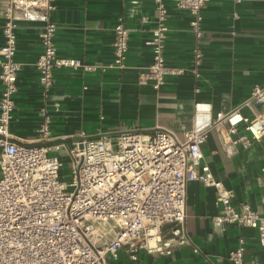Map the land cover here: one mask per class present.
<instances>
[{
	"label": "built area",
	"instance_id": "built-area-1",
	"mask_svg": "<svg viewBox=\"0 0 264 264\" xmlns=\"http://www.w3.org/2000/svg\"><path fill=\"white\" fill-rule=\"evenodd\" d=\"M153 1L158 12L153 61L141 79L159 89L167 75H181L186 69L198 78L203 58L198 43L189 66L167 63L168 7L166 0ZM172 1L189 11L190 30L198 40L203 32L202 7L209 0ZM20 7L37 8L47 16L56 4L55 0H4L3 4L0 134L5 138L0 137V264H107L109 256L119 258L121 248L131 259H137L141 251L170 255L184 245L200 252L186 228L187 188L192 180L215 188L216 203L221 206L213 217L215 223L257 227L264 241V213L248 201L234 202L233 189L203 162L202 151L211 129L225 137L237 132L243 123L253 139L264 136V84L254 85L249 97L227 111L214 113L211 103L196 101L193 125L182 137L165 128H128L116 134L81 131L80 139L67 148L72 170L71 181L66 182L60 179L62 160L49 153L52 146H25L7 139L22 68L15 59L16 10ZM57 28L54 21L46 19L41 33L43 52L36 65L43 95L54 85L57 68L87 72L125 66L130 33L123 15L117 17L113 27L114 59L108 64L58 56ZM244 106L259 109L250 117L242 112ZM40 114L37 141L50 140L51 117L45 107ZM231 141L242 142L245 147L251 143L246 136ZM246 248V239L239 238L228 258L241 263Z\"/></svg>",
	"mask_w": 264,
	"mask_h": 264
},
{
	"label": "crops",
	"instance_id": "crops-1",
	"mask_svg": "<svg viewBox=\"0 0 264 264\" xmlns=\"http://www.w3.org/2000/svg\"><path fill=\"white\" fill-rule=\"evenodd\" d=\"M3 4L0 0V47L4 41ZM55 4L47 16L33 7L16 10L15 59L22 68L16 81L9 137L18 142L37 141L42 107L51 117L50 140L75 139L81 131L116 134L128 128H165L182 137L193 125L196 101L211 103L214 113L227 111L249 97L254 85L264 84V0H209L202 7L203 32L198 40L190 30L189 11L166 0L170 28L165 40L167 63L189 66L196 43L203 58L198 78L186 69L181 75H167L159 89L141 79L153 61L158 15L153 0H55ZM119 15L130 33L125 66L87 72L57 68L54 85L43 95L36 62L43 52L41 33L46 19L58 26V56L108 64L114 59L113 27ZM3 88L0 78V98ZM256 109L259 107L244 106L242 112L253 117ZM243 136L251 139L248 147L231 141ZM71 142L56 144L58 148L50 145L49 153L63 160ZM202 151L203 162L233 189V201H248L264 213V136L253 139L243 123L237 132L225 137L211 129ZM220 208L215 188L192 180L187 188L186 228L200 252L184 245L170 255L141 251L137 259H131L121 248L119 258L109 256L107 264H235L228 253L241 237L246 239L247 248L239 264H264L261 230L215 223L213 217Z\"/></svg>",
	"mask_w": 264,
	"mask_h": 264
},
{
	"label": "water",
	"instance_id": "water-1",
	"mask_svg": "<svg viewBox=\"0 0 264 264\" xmlns=\"http://www.w3.org/2000/svg\"><path fill=\"white\" fill-rule=\"evenodd\" d=\"M0 137L5 138L4 135L0 134ZM8 140L10 141H14L17 142L19 144L25 145V146H49V145H56L59 143H67V142H71L74 138H58V139H54V140H46V141H36V142H31V143H22V142H18L17 140L11 138V137H7ZM80 139L79 137H76L74 140Z\"/></svg>",
	"mask_w": 264,
	"mask_h": 264
},
{
	"label": "rangeland",
	"instance_id": "rangeland-1",
	"mask_svg": "<svg viewBox=\"0 0 264 264\" xmlns=\"http://www.w3.org/2000/svg\"><path fill=\"white\" fill-rule=\"evenodd\" d=\"M63 160V167L61 170V177L60 179L66 182H70L71 181V161H70V157L69 156H64L62 158ZM147 179V177H146ZM110 236V235H108Z\"/></svg>",
	"mask_w": 264,
	"mask_h": 264
}]
</instances>
